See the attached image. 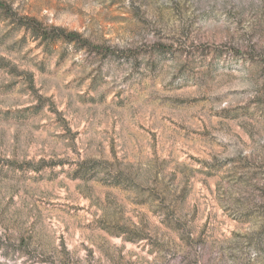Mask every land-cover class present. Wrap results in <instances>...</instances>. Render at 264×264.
I'll list each match as a JSON object with an SVG mask.
<instances>
[{
  "label": "rangeland",
  "instance_id": "rangeland-1",
  "mask_svg": "<svg viewBox=\"0 0 264 264\" xmlns=\"http://www.w3.org/2000/svg\"><path fill=\"white\" fill-rule=\"evenodd\" d=\"M1 3L0 264H264V0Z\"/></svg>",
  "mask_w": 264,
  "mask_h": 264
},
{
  "label": "trees",
  "instance_id": "trees-1",
  "mask_svg": "<svg viewBox=\"0 0 264 264\" xmlns=\"http://www.w3.org/2000/svg\"><path fill=\"white\" fill-rule=\"evenodd\" d=\"M2 7L9 17L15 16L5 4L1 3ZM10 13V14H9ZM16 22L20 28L26 29L35 39L46 46L55 45L58 43L74 44L79 48H89L97 51L111 52L110 49H103L93 44L87 38H84L80 32L68 30L62 26L46 25L40 19L33 16H19Z\"/></svg>",
  "mask_w": 264,
  "mask_h": 264
}]
</instances>
